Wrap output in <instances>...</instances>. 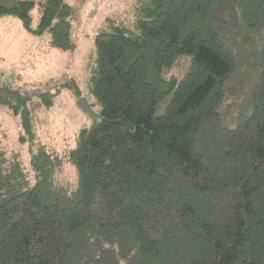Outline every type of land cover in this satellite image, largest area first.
I'll use <instances>...</instances> for the list:
<instances>
[{"label": "trees", "instance_id": "obj_1", "mask_svg": "<svg viewBox=\"0 0 264 264\" xmlns=\"http://www.w3.org/2000/svg\"><path fill=\"white\" fill-rule=\"evenodd\" d=\"M9 1L0 17L48 32L51 48L72 46L68 0H47L37 28L32 0ZM108 22L90 70L101 117L64 155L75 191L34 142L31 96L0 87L20 143L33 144L34 175L0 148V264H264V0H141L134 28ZM182 56L184 75L163 78ZM253 71L230 127L225 87ZM39 95L51 105V92Z\"/></svg>", "mask_w": 264, "mask_h": 264}, {"label": "rangeland", "instance_id": "obj_2", "mask_svg": "<svg viewBox=\"0 0 264 264\" xmlns=\"http://www.w3.org/2000/svg\"><path fill=\"white\" fill-rule=\"evenodd\" d=\"M32 27L37 28L47 0H32ZM141 0H68L72 7L71 42L68 50H58L49 46V34L43 32L36 37L29 34L21 22L12 16L0 17V87L26 91L31 98L26 107L34 121L36 137L34 142L45 144L53 156L59 159L56 172L58 184L70 193L77 187V175L74 166L65 158L77 136L101 117V106L90 93V70L95 59L94 37L106 29L108 20L134 28L136 7ZM9 0H0L8 3ZM189 57L178 58L171 68H164L161 76L168 79L171 75L180 79L186 72ZM256 72L253 71L241 87L237 77L225 87L228 98L225 122L233 127L241 110L246 106L252 94ZM70 86H65V85ZM77 86L80 98L91 106L95 119H90L78 106ZM51 92L52 103L45 105L40 93ZM167 97L156 107V115H161L169 101ZM19 120L11 114L9 108L0 104V148L11 155L17 153L22 165L29 172L30 183L34 175L30 169L31 142L20 143L22 134Z\"/></svg>", "mask_w": 264, "mask_h": 264}, {"label": "water", "instance_id": "obj_3", "mask_svg": "<svg viewBox=\"0 0 264 264\" xmlns=\"http://www.w3.org/2000/svg\"><path fill=\"white\" fill-rule=\"evenodd\" d=\"M77 106L90 118L95 119L96 115L93 113L91 106L84 98L78 100Z\"/></svg>", "mask_w": 264, "mask_h": 264}]
</instances>
